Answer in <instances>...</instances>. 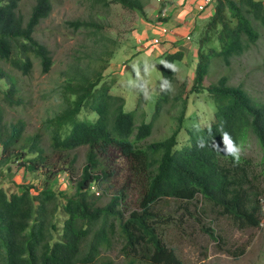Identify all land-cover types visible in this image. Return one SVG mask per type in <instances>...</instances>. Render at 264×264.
Listing matches in <instances>:
<instances>
[{
  "label": "trees",
  "instance_id": "16d2710c",
  "mask_svg": "<svg viewBox=\"0 0 264 264\" xmlns=\"http://www.w3.org/2000/svg\"><path fill=\"white\" fill-rule=\"evenodd\" d=\"M86 1L144 11L143 0ZM214 7L215 13L195 37L197 63L191 87L188 89L189 80L181 79L176 68L177 62L185 60L186 51L164 54L161 61L175 67L173 72L160 65L173 90L159 94L149 120L142 110L140 122V101L127 107L125 95L115 94V78L108 82L103 73L113 58L103 43L108 39L106 25L94 18L67 20L74 32L84 29L80 33L91 38L92 44L83 45L84 51L78 48L81 55L72 54L61 75L65 108L47 118L39 130L28 132L27 122L12 117L9 109L22 104L20 78L30 76L36 62L42 73L52 71V52L36 31L50 16L53 0H35L28 14L21 10L20 0H0V170L16 161L32 174L43 169L54 176L59 169L57 163L52 165L54 158L58 154L60 161L65 153L69 159L66 170L75 188L62 200V193H57L49 180L41 190L31 184L22 185V191L0 185V264H181L164 238L165 227L176 223L173 215L167 219L160 216L164 211L160 203L169 200L193 204V210L187 207L189 218L215 241L220 236L208 213L228 218L240 230L260 226L264 185L253 159L240 153L239 163H234L215 142L223 147L222 131L240 147L248 136L254 137L262 151L264 174V102L230 78L238 58L262 39L264 1L216 0ZM104 58L106 65L99 64ZM83 59L88 60L85 65ZM95 62L98 66L91 67ZM216 66H221V75L206 85L204 81ZM201 93L208 96L205 102L213 113L210 102L215 103L214 120L207 124L204 120L209 111L201 114L196 107L189 108L192 96ZM162 111L178 114L169 116L174 127L170 134L147 142ZM82 113L86 115L81 118ZM81 146L88 149L86 163L75 169L74 151ZM112 151L128 162L124 169L119 167V176L125 169L128 173L122 176L126 184L104 201L105 189L101 192L100 185L105 180L108 183L115 172L107 169L104 159ZM132 184L140 187L137 207L124 209V188ZM62 213L66 214L63 219ZM204 219H209V224ZM115 239L121 245L122 262L102 255L104 249L113 247ZM246 250L239 246L231 254L239 258Z\"/></svg>",
  "mask_w": 264,
  "mask_h": 264
},
{
  "label": "rangeland",
  "instance_id": "374dc122",
  "mask_svg": "<svg viewBox=\"0 0 264 264\" xmlns=\"http://www.w3.org/2000/svg\"><path fill=\"white\" fill-rule=\"evenodd\" d=\"M143 2L144 11L140 12L126 9L122 5L112 2L103 5L93 4L91 1L86 0H53V10L50 16L40 23L36 31L37 38L47 45L52 52L54 60L52 71L48 74L42 73L40 64L36 62L30 76H21L20 86H22L24 92L23 102L15 109H9L10 115L14 118L22 117L27 122V131L34 132L39 130L47 118L53 117V115L65 108L66 97L63 87L65 80L61 75L67 69L69 62L72 61L71 55H81L77 49L79 48L81 51H84L83 45L92 44L91 38H85L80 33L84 32V29L74 32L73 28L66 24V21L77 18H94L102 20L106 25L104 35L108 39H104L103 43L108 45L107 51L113 55L109 67L106 66L107 69L105 68L106 70L103 72L105 76L107 75L105 77L106 80L109 82V80L115 78L114 85L118 88L115 92L125 95L127 107L130 103L134 107L136 101H140L138 109L139 122L142 120V110L145 111L146 119L149 120L155 111L154 104L156 103V99L162 92L160 90V80L163 76L159 63L162 56L169 51L166 49L163 52L159 47L161 44L152 46L148 42L147 47L142 45L145 41L141 38L156 37L152 32V27L160 19V7L162 5L160 0H143ZM34 4L35 0H20V8L25 14L31 11V7ZM253 46L252 49L238 58L234 71L230 73V78H232L234 85L239 86L243 84V87L254 99L264 102V32L262 33V39ZM194 50L196 51L192 47L185 60L176 63L180 78L184 79L187 77L189 80L188 89L191 87L194 73L193 68L197 63L196 56L192 55ZM145 56L157 64L158 69L152 72L149 79V87L152 90V98L150 100H145L142 94L131 90L127 84L129 79H136L131 65L138 58ZM104 60L99 64L105 63L106 65V59L104 58ZM87 61V59H83L81 64L85 65ZM96 64L97 62L93 63L91 67L98 66ZM110 73H112L111 77H109ZM220 75L221 66H216L211 77L207 81H204L205 84H211L212 80H216ZM192 98L193 103L189 105V108L196 107V110L201 114H203V111H209L204 124L212 121L215 113V103L213 101L210 102L214 109L213 113L205 102L208 100V96H205L204 93L193 95ZM175 114L177 117L178 114L176 112L164 113L162 111V114H159L156 120L153 134L146 138L147 142L158 140L166 136V134H170L172 127H174V120H171L169 116ZM85 115L86 113H82L80 117H85ZM44 139L45 145L48 146L49 135L46 134ZM183 139L182 135L179 139L180 144H182ZM240 148L242 154L253 159L254 168L260 173V181L264 185V174L262 173L261 163L262 151L257 140L252 136H248ZM87 151V146H81L74 151L77 155V166H75V169L84 166ZM54 161L52 165L57 163L59 167L54 176L44 173L43 169L32 174L26 171L25 167L19 166V163L16 161L10 162L0 170V185L22 191V185L31 184L33 188L41 190L47 180H49L52 188L57 193H62V200H64L66 196H71L75 191L74 183L70 179L71 175L66 170L69 159L66 158V154L64 153L62 160L58 161V154H56ZM104 162L109 171H115L109 182L103 181L100 185L101 190L100 188L98 189L101 192L105 189V201L110 195L116 193L118 189H121L126 184V180L122 176H126L128 173L127 169L120 176L118 170L119 167L124 169L128 165V162L117 151L109 153V157L104 159ZM130 187L124 188L126 191V199L122 205L124 209L136 208L138 198L140 197L139 185L132 184ZM203 202V200H199L200 205ZM262 204L263 213L261 224L258 228L240 230L235 228L228 218L208 213L214 218L212 226L215 227L217 235L220 236V240L215 241L201 230L197 221L189 218L187 207L193 210V204L178 203L172 200L160 203L161 208L164 210L160 211L162 219H167L168 216L173 215L176 221L175 224L165 227V241L171 248L175 249L177 257L181 260V264H264V195ZM65 217L66 214L62 213L61 219ZM204 220L205 223L209 224V219ZM160 234L162 235L161 228ZM239 246H246L247 250L239 258H235L231 252ZM120 250L121 245L115 239L113 247L108 251L104 249L102 255L116 262H122L123 256Z\"/></svg>",
  "mask_w": 264,
  "mask_h": 264
},
{
  "label": "clouds",
  "instance_id": "9594fccd",
  "mask_svg": "<svg viewBox=\"0 0 264 264\" xmlns=\"http://www.w3.org/2000/svg\"><path fill=\"white\" fill-rule=\"evenodd\" d=\"M162 1H165V0H160V2H162ZM215 1L216 0H213V2L209 5H207L203 11H205L208 7L214 5ZM167 3H170V2H167ZM166 4H162L160 8L164 9L163 6ZM203 11H200V12H203ZM165 17H167V13L163 12V10L162 11L160 10V15H159L160 19H158L157 23L152 27V32L155 34L156 37H152V38L145 37V38H141V39L145 42H150V41H152V39L162 38V42L160 44H163L165 41H167L168 35H169L171 29L164 23L163 18H165ZM162 27H166L168 29L169 32L167 35L163 36V34L161 33ZM188 35L191 37V40H187ZM188 35L185 37V39L187 41L192 42L193 41L192 35L191 34H188ZM139 42L142 43L141 40H139ZM159 64L163 65L165 68L170 69L173 72H175V67L172 64H170V62L162 60V61H160ZM131 69L135 73L136 79H129L127 82L128 87L131 90L137 91L140 94H142L144 96L145 100H150L152 98V90L149 87V79L151 77L152 72L158 70L157 64L153 63L148 57L145 56V57L138 58L137 61H135L133 63V65H131ZM160 90L162 92H171L173 90L172 85H171V81L168 78H166V77L161 78ZM115 94H117V93H115ZM212 120H214V117ZM221 137H222L223 147H221L220 144L215 142L216 148L220 152H222L224 155L231 156L233 158L234 163H239L240 153H241L240 146H238L234 142V140L231 138V136L228 132L222 131ZM198 146H202V145L198 144Z\"/></svg>",
  "mask_w": 264,
  "mask_h": 264
},
{
  "label": "crops",
  "instance_id": "0c3cea01",
  "mask_svg": "<svg viewBox=\"0 0 264 264\" xmlns=\"http://www.w3.org/2000/svg\"><path fill=\"white\" fill-rule=\"evenodd\" d=\"M167 2L170 3L164 5V9L160 8V10L167 13V17L163 18V21L171 30L168 35V40L159 47L163 52L166 49L169 52L183 49L186 51L187 56L192 47L197 51L198 46L195 44V37L215 13V7L212 5L205 11L200 12L198 10V4L202 0H167ZM188 34L192 35V42L185 39ZM196 51L194 50L192 53L194 57L197 56Z\"/></svg>",
  "mask_w": 264,
  "mask_h": 264
},
{
  "label": "built area",
  "instance_id": "2783aa9c",
  "mask_svg": "<svg viewBox=\"0 0 264 264\" xmlns=\"http://www.w3.org/2000/svg\"><path fill=\"white\" fill-rule=\"evenodd\" d=\"M213 2V0H203L202 3H200L198 5V9L199 11H203L207 5L211 4ZM168 29L166 27H162L161 29V33L164 35H167L168 34ZM187 40H191V37L188 35L187 36ZM162 42V38H155V39H152V41H150L149 43L152 44V46H156V45H159L160 43ZM142 45L144 47H147L148 46V42L146 43H142Z\"/></svg>",
  "mask_w": 264,
  "mask_h": 264
}]
</instances>
